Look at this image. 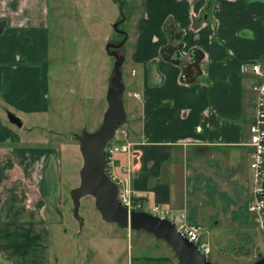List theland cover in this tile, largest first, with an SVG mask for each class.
Instances as JSON below:
<instances>
[{
	"label": "crops",
	"instance_id": "0c3cea01",
	"mask_svg": "<svg viewBox=\"0 0 264 264\" xmlns=\"http://www.w3.org/2000/svg\"><path fill=\"white\" fill-rule=\"evenodd\" d=\"M47 3L0 0V264H144L145 258L170 264L165 247L115 224L52 252L49 229L64 224V181L59 133L40 126L51 112ZM144 4L116 50L128 42L121 69L132 65L123 83L134 85L123 98L122 122L132 150L116 155V171L130 169L142 210L157 203L185 209L192 224L208 222L215 253L226 225V236L256 249L264 237L247 211L251 150L245 146L253 77L241 70L264 65V0ZM6 112L19 118V128ZM134 234L135 248L129 245Z\"/></svg>",
	"mask_w": 264,
	"mask_h": 264
},
{
	"label": "rangeland",
	"instance_id": "374dc122",
	"mask_svg": "<svg viewBox=\"0 0 264 264\" xmlns=\"http://www.w3.org/2000/svg\"><path fill=\"white\" fill-rule=\"evenodd\" d=\"M144 2L145 0H48V98L51 112L45 118H40V126L47 130L52 127L54 132L59 133L56 140L59 139L62 148L61 167L64 181L61 205L64 224L49 229L53 254L58 246L80 243L79 237H97L104 227L110 225L102 221L95 209L94 200L89 196L81 199L78 218H75L69 191L79 185V170L82 165L79 146L82 143V134L98 131L107 110L106 94L110 87L115 59L110 53L112 50H106V47L120 43L123 31L131 34L132 20L135 18L136 21L143 14ZM128 45L127 42L124 47L126 50L122 49L118 54L127 56ZM105 63L108 65L107 70L104 69ZM131 67L132 65L122 67L123 82L125 77L130 78ZM133 86V83L126 86L121 96L122 101L126 95L131 97ZM249 186L250 202L251 179ZM200 224L204 238L211 244L209 223ZM255 224L264 237V229L259 228L256 220ZM114 227L119 228L117 225ZM64 228L67 232L62 235ZM221 229L225 233V242L221 244L222 250H216V253L211 244L213 250L208 260L213 264H251L257 256H264L263 243L256 249L245 248L236 243L233 235V238L226 236L231 234L227 232L228 225ZM140 233L147 237V243L165 247L166 253L172 255L167 260L170 264H179L172 249L164 241L143 231ZM138 244V236L134 234L129 239V245L135 248ZM158 252L164 254L162 251Z\"/></svg>",
	"mask_w": 264,
	"mask_h": 264
},
{
	"label": "water",
	"instance_id": "95a60500",
	"mask_svg": "<svg viewBox=\"0 0 264 264\" xmlns=\"http://www.w3.org/2000/svg\"><path fill=\"white\" fill-rule=\"evenodd\" d=\"M125 41L126 37L122 42L106 47V50H112L111 54L115 59L110 87L106 94L107 110L103 116L102 127L98 131L82 134V143L79 146L82 160L79 185L69 191L73 215L78 218L80 201L89 196L94 200L95 209L103 222L115 224L122 229L143 231L164 241L172 249L179 264H213L201 254L196 245L177 232L173 223L145 211H129L118 199L117 185L104 173L105 146L125 119L121 99L125 90L121 71L124 57L116 51ZM6 119L15 127L21 126L19 118L12 113L6 112ZM262 197L264 198V171ZM251 264H264V256Z\"/></svg>",
	"mask_w": 264,
	"mask_h": 264
},
{
	"label": "built area",
	"instance_id": "2783aa9c",
	"mask_svg": "<svg viewBox=\"0 0 264 264\" xmlns=\"http://www.w3.org/2000/svg\"><path fill=\"white\" fill-rule=\"evenodd\" d=\"M241 71H248L253 77L252 91L254 93V115L249 123V137L245 143V146L251 150L249 156L251 200L247 208L250 213L255 215L259 228L264 229V198L262 197L264 171V65L260 62L251 63L246 65V67H242ZM127 137L128 133L121 125L116 129L113 138L106 144L104 173L117 185L118 199L122 205L129 211H145L142 210L141 202L132 195L130 169L128 167L123 168L122 174H118L116 171V155H129L132 150V145L127 140ZM145 212L173 223L177 232L196 245L201 254L208 259L211 254L210 244L204 238L202 227L187 221L185 209H170L153 203Z\"/></svg>",
	"mask_w": 264,
	"mask_h": 264
},
{
	"label": "trees",
	"instance_id": "16d2710c",
	"mask_svg": "<svg viewBox=\"0 0 264 264\" xmlns=\"http://www.w3.org/2000/svg\"><path fill=\"white\" fill-rule=\"evenodd\" d=\"M262 257H263L262 255H259V256H257V258L255 260L260 259ZM157 260H161V259L145 258L143 262H144V264H153V263L157 262ZM163 260L167 261L168 259H163Z\"/></svg>",
	"mask_w": 264,
	"mask_h": 264
}]
</instances>
